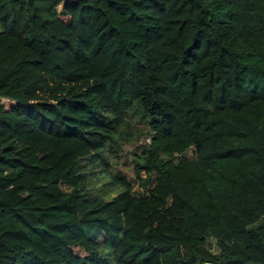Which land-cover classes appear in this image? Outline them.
<instances>
[{"label":"trees","instance_id":"1","mask_svg":"<svg viewBox=\"0 0 264 264\" xmlns=\"http://www.w3.org/2000/svg\"><path fill=\"white\" fill-rule=\"evenodd\" d=\"M64 1L0 0V264H264V0Z\"/></svg>","mask_w":264,"mask_h":264},{"label":"rangeland","instance_id":"2","mask_svg":"<svg viewBox=\"0 0 264 264\" xmlns=\"http://www.w3.org/2000/svg\"><path fill=\"white\" fill-rule=\"evenodd\" d=\"M70 2L72 1H64L62 6L58 8L59 11H62L64 4ZM129 115L130 128L124 130L125 133L129 132V136L126 137L125 140L116 148L115 156H109V170L114 173L119 172L133 181L135 177L132 169V161L134 154L137 152L136 147L146 143L145 138L147 137L149 128L147 120L142 118L139 113L130 112ZM60 187L64 191L68 190V186L64 183H61ZM259 223L264 224V218H262Z\"/></svg>","mask_w":264,"mask_h":264},{"label":"built area","instance_id":"3","mask_svg":"<svg viewBox=\"0 0 264 264\" xmlns=\"http://www.w3.org/2000/svg\"><path fill=\"white\" fill-rule=\"evenodd\" d=\"M145 141H146V143H150V137L147 136V137L145 138Z\"/></svg>","mask_w":264,"mask_h":264}]
</instances>
